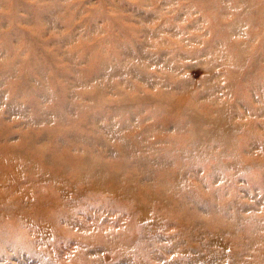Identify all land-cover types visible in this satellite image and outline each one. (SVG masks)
Segmentation results:
<instances>
[{"label": "rangeland", "instance_id": "obj_1", "mask_svg": "<svg viewBox=\"0 0 264 264\" xmlns=\"http://www.w3.org/2000/svg\"><path fill=\"white\" fill-rule=\"evenodd\" d=\"M0 264H264V0H0Z\"/></svg>", "mask_w": 264, "mask_h": 264}, {"label": "bare ground", "instance_id": "obj_2", "mask_svg": "<svg viewBox=\"0 0 264 264\" xmlns=\"http://www.w3.org/2000/svg\"><path fill=\"white\" fill-rule=\"evenodd\" d=\"M217 121H218V120H214L213 123H215V122H217ZM62 131H63L64 133H66L67 136H70V135L73 134V133H71V132H69V131H66V130H63V129H62ZM211 136H212V137H218L217 134H213V133H211ZM122 137H123V136H122Z\"/></svg>", "mask_w": 264, "mask_h": 264}]
</instances>
